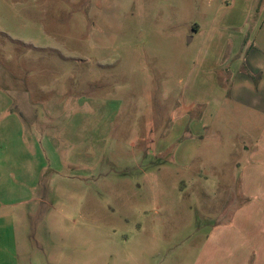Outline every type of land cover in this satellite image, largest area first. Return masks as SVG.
<instances>
[{"label": "rangeland", "instance_id": "obj_1", "mask_svg": "<svg viewBox=\"0 0 264 264\" xmlns=\"http://www.w3.org/2000/svg\"><path fill=\"white\" fill-rule=\"evenodd\" d=\"M263 9L0 0V264L264 262V114L232 86Z\"/></svg>", "mask_w": 264, "mask_h": 264}, {"label": "crops", "instance_id": "obj_2", "mask_svg": "<svg viewBox=\"0 0 264 264\" xmlns=\"http://www.w3.org/2000/svg\"><path fill=\"white\" fill-rule=\"evenodd\" d=\"M258 18L255 23L256 30L252 43L247 49L245 48L246 52L241 51L238 54V59L241 60L244 68L235 71L232 86L233 91L236 93V97L234 96L235 99L258 113L264 114V9ZM246 69L254 78L247 74ZM257 76H260V78L258 77L259 85H257ZM192 109L193 106L188 108L186 105H181L178 112L179 115L183 116L188 114ZM258 178H264V176L260 175ZM263 183V181H259L257 188L261 187ZM245 185L246 183L244 181V187ZM248 210H254L259 213L257 214V256L264 258V216L260 218V211L264 215V204H253L248 207ZM261 264H264V262Z\"/></svg>", "mask_w": 264, "mask_h": 264}, {"label": "trees", "instance_id": "obj_3", "mask_svg": "<svg viewBox=\"0 0 264 264\" xmlns=\"http://www.w3.org/2000/svg\"><path fill=\"white\" fill-rule=\"evenodd\" d=\"M251 47H252V46H251ZM251 47H250V48H251ZM245 71L247 72V74H249L251 77L254 78V76H253V75H252L247 69H246Z\"/></svg>", "mask_w": 264, "mask_h": 264}]
</instances>
